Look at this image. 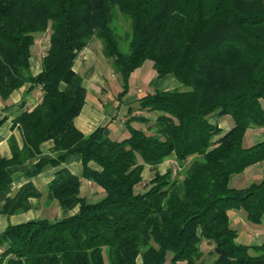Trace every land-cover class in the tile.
Wrapping results in <instances>:
<instances>
[{"label":"trees","instance_id":"obj_1","mask_svg":"<svg viewBox=\"0 0 264 264\" xmlns=\"http://www.w3.org/2000/svg\"><path fill=\"white\" fill-rule=\"evenodd\" d=\"M121 18L128 33L120 31ZM49 30L42 71L34 75L32 49ZM94 38L105 57L115 58L123 87L118 99L146 61L158 78L172 75L186 87L146 93L142 114L130 109V136L121 141L106 127L85 135L75 125L87 90L74 65ZM24 86L44 94L15 120L25 144L10 139L12 157L0 159V192L12 182V167L53 141L58 157L40 159L29 178L80 155L84 179L105 196L89 203L81 178L61 168L48 198L79 212L9 226L0 235V264H264V242H238L231 222L234 211L254 225L264 220V178L231 186L234 176L264 162V141L244 142L250 129L264 128V0H0V97ZM212 117H228L231 129L224 132ZM172 158L180 172L160 173ZM145 166L154 176L138 191ZM40 197L29 181L0 213H24ZM204 243L212 246L209 253Z\"/></svg>","mask_w":264,"mask_h":264},{"label":"crops","instance_id":"obj_2","mask_svg":"<svg viewBox=\"0 0 264 264\" xmlns=\"http://www.w3.org/2000/svg\"><path fill=\"white\" fill-rule=\"evenodd\" d=\"M38 39L39 37L37 36L36 43L32 49V72L34 75L42 71V59L46 54H43L42 58L37 56L39 51L43 49V43H38ZM114 61L115 58L104 56L103 43L99 38H94L80 53L75 62L74 70L83 80V85L87 90V98L81 114L75 120V125L85 135L91 134L99 127H106V133L111 139L121 141L130 136L125 125L129 118L130 109H134V115L142 114L138 108L139 100L146 94V87L148 93L153 92L155 89L160 91L170 90L175 86V81L169 79L170 75L158 78L153 65H151L147 76L141 80L144 86L140 87L138 84L135 88L130 86L128 94L124 98L118 99L123 87L122 84H119L121 83L119 77L114 75ZM142 68L136 72H140ZM132 77L133 74L130 78L131 85ZM43 94L41 88H36L32 92H29L28 86H24L13 92L7 100H3L0 97V159H10L12 157L10 147V139L12 137L16 140L19 148H23L25 144L24 136L19 126L14 124L15 120L25 111H32L42 101ZM146 116L152 120L155 119L151 114ZM223 121L229 124L228 127L222 125L224 132H227L231 129L232 125L228 118H224ZM131 125L135 128H144V125L139 122H132ZM245 140H247L246 146H252L264 141V128L250 129L246 134ZM53 148V141L45 142L41 145L40 155L27 160L20 167L11 168L12 182L0 192V208L9 197L14 196L29 181L35 184L37 189L42 193V197L32 198L30 200L31 209L24 213L15 215L0 213V235L11 225H19L42 218L51 220L60 219L73 216L79 212V206L72 210H64L57 201L48 198V186L54 179L56 172L61 168H67L74 175L81 178V196L85 197L89 203H95L104 198L105 191L103 188L84 179V167L80 155H69L60 167L48 165L38 176L30 179L28 173L33 170L40 159L58 157L59 153L54 152ZM167 162L158 167L160 173H163L161 172V168ZM90 167L94 170L100 169L94 162L90 163ZM250 168L252 167H249L247 170ZM150 169V166H145L143 172L144 179L146 178V173L149 174ZM248 172H251L247 178L249 181H245L242 177L243 174L237 175L232 178L231 186L240 189L254 182L262 181L264 178V162L254 165ZM231 222L232 226L235 224L240 227V229L234 227L238 231V242L246 245H261L264 242V220L260 225L253 224L251 226L247 223L248 221L244 212L234 211L231 212ZM1 251L2 249L0 248V253Z\"/></svg>","mask_w":264,"mask_h":264},{"label":"rangeland","instance_id":"obj_3","mask_svg":"<svg viewBox=\"0 0 264 264\" xmlns=\"http://www.w3.org/2000/svg\"><path fill=\"white\" fill-rule=\"evenodd\" d=\"M118 24L120 25V27H121V29H120V31L123 33V34H125V33H128L129 32V29H130V27H129V24L126 22V21H124V19H120L119 20V22H118ZM50 33H51V31L49 30V31H47L46 33H44V34H41V35H38V37H39V39H38V43H40V42H42L43 43V49L41 50V51H39V53L37 54V56L39 57V58H42V55L43 54H45L46 52H47V48H48V46L50 45ZM122 48L123 49H126V47H125V45L124 44H122ZM151 65H153V63H152V61H146L145 63H144V65L142 66L143 68L140 70V72H135L134 74H133V77H132V80H131V83H132V85L130 84V86H132L133 88H135L136 87V85L138 84L140 87H143L144 85L142 84L143 83V81H141L142 80V78H145V76H147V72H149V70L151 69L150 67H151ZM114 75H116V74H114ZM117 76V75H116ZM118 77V76H117ZM170 78L169 79H173V81H175V86L174 87H172V89H181V90H186V87H184L183 86V84H181L174 76H172V75H170L169 76ZM120 79V78H119ZM116 82L117 83H119V81L118 80H116ZM120 85H121V83H119ZM143 90H145V89H143ZM148 89H147V87H146V92L145 93H148V91H147ZM144 93V94H145ZM228 118V117H227ZM223 119L224 118H222L220 121H218V118H216V117H212L211 118V120H212V122H219L220 123V125H221V127H222V125L223 126H225V127H228L229 126V124L228 123H226V122H224L223 121ZM231 119V118H230ZM232 120V119H231ZM233 122V121H232ZM245 143L247 142V140H245L244 141ZM252 168H253V166H251ZM169 168H173L174 169V171H176V173H178V172H180V167L178 166V163H177V161H176V159L175 158H172V159H170V160H168V162L165 164V166H163L161 169V172H163V173H165ZM252 168H250L249 170H251ZM249 170H247V172L245 173V174H243L242 175V177L245 179V181H249V180H247V178H248V175L250 176V173L251 172H248ZM158 171H159V169H158ZM160 172V171H159ZM249 173V174H248ZM241 175V174H240ZM154 176V171L152 170V169H150V172H149V174H147L146 173V175H145V179H144V182H143V184L142 185H140L139 187H138V191H143L144 190V188L147 186L146 184L149 182V180L152 178ZM234 187V186H233ZM249 225H251V226H253V224L252 223H249V222H247ZM234 226L233 227H237V228H239L240 229V227H238V225H235V224H233ZM202 248H203V250L206 252V253H209V251H211V249H212V246H210V245H208L207 243H204L203 245H202Z\"/></svg>","mask_w":264,"mask_h":264}]
</instances>
